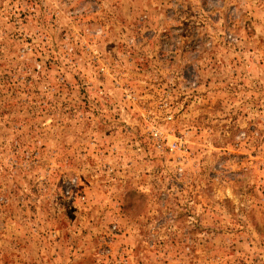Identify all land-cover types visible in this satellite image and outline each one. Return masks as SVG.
I'll list each match as a JSON object with an SVG mask.
<instances>
[{
  "label": "rangeland",
  "instance_id": "rangeland-1",
  "mask_svg": "<svg viewBox=\"0 0 264 264\" xmlns=\"http://www.w3.org/2000/svg\"><path fill=\"white\" fill-rule=\"evenodd\" d=\"M0 264H264V0H0Z\"/></svg>",
  "mask_w": 264,
  "mask_h": 264
}]
</instances>
